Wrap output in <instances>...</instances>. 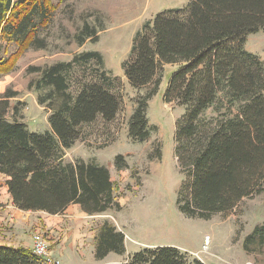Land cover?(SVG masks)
I'll return each instance as SVG.
<instances>
[{"label": "trees", "instance_id": "trees-1", "mask_svg": "<svg viewBox=\"0 0 264 264\" xmlns=\"http://www.w3.org/2000/svg\"><path fill=\"white\" fill-rule=\"evenodd\" d=\"M47 0H0V40L16 47L45 48L39 32L49 23ZM264 29V0H186L181 7L158 11L136 31L129 57L122 63L135 88L152 84L137 95L127 121L131 140L148 138V99L157 93L163 64L178 63L163 98L183 107L175 121L174 153L184 172L177 193L187 216L227 217L246 197L264 191V62L246 50V37ZM96 27L84 22L74 34L78 44L96 40ZM17 49L0 55V78L13 69ZM95 61L86 50L69 60L30 66L37 77L29 82L36 101L48 110V129L30 130L0 95V173L16 207L61 213L78 204L88 215L119 209L109 169L82 158L65 161V151L80 137L83 125L114 119L120 101L103 81L71 82L76 67ZM103 66V65H102ZM104 79H107L104 76ZM72 87H75L72 89ZM75 90V91H74ZM117 169L126 168L122 154ZM245 253L264 247V221L245 235ZM125 252V234L108 220L96 226L93 255ZM204 264L173 245L148 246L127 258V264ZM0 264H40L31 247L0 245Z\"/></svg>", "mask_w": 264, "mask_h": 264}, {"label": "rangeland", "instance_id": "rangeland-1", "mask_svg": "<svg viewBox=\"0 0 264 264\" xmlns=\"http://www.w3.org/2000/svg\"><path fill=\"white\" fill-rule=\"evenodd\" d=\"M47 2L51 6L49 23L39 32V36L46 41L45 48L22 49L0 40V55L9 56L17 49L12 71L0 78V95L6 91L17 92L8 99L6 118H11L12 107L17 105L19 119L30 130L48 129V110L37 103L36 92L29 87V82L37 77V73L29 67L69 60L74 54L86 50L98 52L103 66L93 60L87 64L81 63L71 76V82L73 86L81 80L110 82L109 88L118 96L120 106L111 121L104 122L97 118L83 125L80 137L65 151L64 160L82 158L109 169L120 208L95 214L89 223L95 226L108 220L116 225L115 219L127 238L124 253L112 252L97 260L93 253H87L88 248H84V245L73 252L68 246L60 253L59 246L54 247L55 243L45 236L60 264H115L114 260L123 261L143 247L158 245L177 246L189 252V257H196L204 264H264V247L250 254L245 253L242 247L245 235L264 221V191L243 198L225 218L218 213L209 218L187 216L178 207L177 193L185 175L175 157L174 132L175 121L183 112V107L175 102H166L163 98L167 80L179 66L178 63L163 64L157 72L160 85L157 93L148 99L147 117L152 127L148 138L134 141L127 135V121L135 107L137 95L145 94L152 86L135 88L123 73L122 63L129 57L136 31L155 12L171 4L181 7L186 1ZM84 22L96 27L98 37L95 41L86 39L80 45L74 34ZM245 47L264 59V29L249 34ZM117 154L123 155L126 168L115 167ZM36 231L42 233L39 229ZM207 239L208 245L203 247ZM77 250L83 255L80 256ZM195 252H198V256Z\"/></svg>", "mask_w": 264, "mask_h": 264}, {"label": "crops", "instance_id": "crops-1", "mask_svg": "<svg viewBox=\"0 0 264 264\" xmlns=\"http://www.w3.org/2000/svg\"><path fill=\"white\" fill-rule=\"evenodd\" d=\"M173 7L180 6L171 4L166 8ZM262 60L264 62V59ZM7 178L6 175L0 173V244L31 247V234L34 230L39 229L44 236L50 239V242L55 243L54 247L59 246L60 253L68 246L73 252L78 246L84 245V248H88L86 249L87 253L90 251L92 255L97 225L90 226L89 222L94 215L86 214L75 203L68 205L64 211L56 214H49L42 210L19 209L14 205L7 190L5 182ZM114 222L116 227L125 234L126 244V233L118 226L115 219ZM77 252L80 256L83 255L80 250ZM127 258H124L123 261L114 260L113 262L127 264Z\"/></svg>", "mask_w": 264, "mask_h": 264}, {"label": "built area", "instance_id": "built-area-1", "mask_svg": "<svg viewBox=\"0 0 264 264\" xmlns=\"http://www.w3.org/2000/svg\"><path fill=\"white\" fill-rule=\"evenodd\" d=\"M32 244L31 251L38 258L40 264H60V261L57 257L52 254V250L49 247V243L46 237L36 231L31 235ZM208 240H205L203 247H207ZM198 256V252H195Z\"/></svg>", "mask_w": 264, "mask_h": 264}, {"label": "bare ground", "instance_id": "bare-ground-1", "mask_svg": "<svg viewBox=\"0 0 264 264\" xmlns=\"http://www.w3.org/2000/svg\"><path fill=\"white\" fill-rule=\"evenodd\" d=\"M208 240V239H207Z\"/></svg>", "mask_w": 264, "mask_h": 264}]
</instances>
